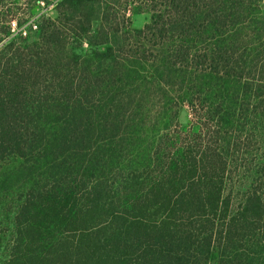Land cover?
Masks as SVG:
<instances>
[{"label": "trees", "instance_id": "obj_1", "mask_svg": "<svg viewBox=\"0 0 264 264\" xmlns=\"http://www.w3.org/2000/svg\"><path fill=\"white\" fill-rule=\"evenodd\" d=\"M56 12L0 27V264H264V0Z\"/></svg>", "mask_w": 264, "mask_h": 264}, {"label": "rangeland", "instance_id": "obj_2", "mask_svg": "<svg viewBox=\"0 0 264 264\" xmlns=\"http://www.w3.org/2000/svg\"><path fill=\"white\" fill-rule=\"evenodd\" d=\"M62 0H25L20 2L11 1L7 4L5 11L6 14L2 15L0 22L5 28H11V38L15 36L27 37V35L32 34V31H36L34 25H39V23L45 19L53 18L56 16V7ZM129 17L132 21V27L134 29H142L150 22V14L144 9L138 12L131 11ZM13 22H16V27H14ZM2 23V24H1ZM13 27L15 30L13 31ZM26 32V35L24 34ZM7 39L6 41H8ZM5 41V42H6ZM240 163H244L242 157L239 158ZM12 167L8 170V172ZM3 172H7L5 169ZM3 176H1L2 179ZM234 179L237 181L236 173L234 174Z\"/></svg>", "mask_w": 264, "mask_h": 264}, {"label": "built area", "instance_id": "obj_3", "mask_svg": "<svg viewBox=\"0 0 264 264\" xmlns=\"http://www.w3.org/2000/svg\"><path fill=\"white\" fill-rule=\"evenodd\" d=\"M14 27H16V22H13ZM13 27V31L15 30V28ZM35 29H37V25H34ZM26 35V32L24 33Z\"/></svg>", "mask_w": 264, "mask_h": 264}]
</instances>
